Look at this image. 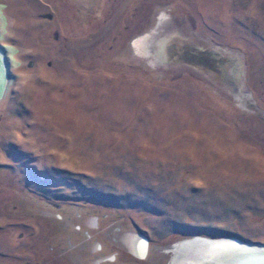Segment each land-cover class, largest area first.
Instances as JSON below:
<instances>
[{"label":"rangeland","instance_id":"rangeland-1","mask_svg":"<svg viewBox=\"0 0 264 264\" xmlns=\"http://www.w3.org/2000/svg\"><path fill=\"white\" fill-rule=\"evenodd\" d=\"M0 49V264L264 246V0H0Z\"/></svg>","mask_w":264,"mask_h":264},{"label":"bare ground","instance_id":"bare-ground-1","mask_svg":"<svg viewBox=\"0 0 264 264\" xmlns=\"http://www.w3.org/2000/svg\"><path fill=\"white\" fill-rule=\"evenodd\" d=\"M163 48L165 49V51L167 49L166 60L168 62L171 58L176 56L174 51L177 50V44H173L171 42H164ZM2 53L3 52L0 51V54L2 55V59H3L4 67L6 68L7 62ZM161 56H162V52H161ZM192 57L193 56H190V54H188L187 58L194 62V60H192ZM204 66H207V64L205 63ZM127 245L130 251H134L136 256L142 257V259L145 258L146 247L142 239L139 238V236H133L130 239H128ZM173 247L174 248L170 249L167 252L168 254L187 253L188 255L186 257H191L193 258L194 261L193 262L184 261V262H175V263L171 262V264H183V263L194 264L196 262L198 264H202V261L206 263L208 262V260L211 259L214 262L221 261L223 264L226 263L227 264H264V246L254 245L250 243H243L236 239L210 240L207 238L204 239L194 238L192 240H187L182 243L176 244Z\"/></svg>","mask_w":264,"mask_h":264},{"label":"water","instance_id":"water-1","mask_svg":"<svg viewBox=\"0 0 264 264\" xmlns=\"http://www.w3.org/2000/svg\"><path fill=\"white\" fill-rule=\"evenodd\" d=\"M7 71H6V68L4 67V63H3V59L1 58V54H0V99L3 95V92H4V88H3V81L4 79L7 77ZM220 262V263H219ZM197 264V263H195ZM211 264H223L221 261H218V262H214L212 259H211ZM227 264V263H226Z\"/></svg>","mask_w":264,"mask_h":264},{"label":"flooded vegetation","instance_id":"flooded-vegetation-1","mask_svg":"<svg viewBox=\"0 0 264 264\" xmlns=\"http://www.w3.org/2000/svg\"><path fill=\"white\" fill-rule=\"evenodd\" d=\"M0 51H2V49H1ZM1 58H2V55H1ZM142 237H143V236H142ZM139 238L142 239L141 236H139ZM143 239H145V238L143 237ZM145 240H146V239H145ZM128 249H129V248H128ZM129 251H130V249H129ZM130 252L133 253V254H135L134 251H130ZM146 252H147V247H146ZM135 255H136V254H135ZM134 257H135V256H134ZM138 257H139V256H138ZM135 258H137V257H135ZM140 258H142V257H140ZM137 259H139V258H137Z\"/></svg>","mask_w":264,"mask_h":264}]
</instances>
